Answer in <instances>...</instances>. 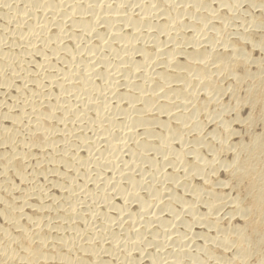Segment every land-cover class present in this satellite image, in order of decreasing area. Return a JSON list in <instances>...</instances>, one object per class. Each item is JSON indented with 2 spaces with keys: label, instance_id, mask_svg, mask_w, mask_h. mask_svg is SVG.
Listing matches in <instances>:
<instances>
[{
  "label": "bare ground",
  "instance_id": "bare-ground-1",
  "mask_svg": "<svg viewBox=\"0 0 264 264\" xmlns=\"http://www.w3.org/2000/svg\"><path fill=\"white\" fill-rule=\"evenodd\" d=\"M0 264H264V0H0Z\"/></svg>",
  "mask_w": 264,
  "mask_h": 264
},
{
  "label": "rangeland",
  "instance_id": "rangeland-1",
  "mask_svg": "<svg viewBox=\"0 0 264 264\" xmlns=\"http://www.w3.org/2000/svg\"><path fill=\"white\" fill-rule=\"evenodd\" d=\"M244 7H245V6H243V8H244ZM240 130H241V132H240ZM240 130L238 129L239 133L243 134V132H242L243 129H240ZM241 134H240V137L242 136Z\"/></svg>",
  "mask_w": 264,
  "mask_h": 264
}]
</instances>
